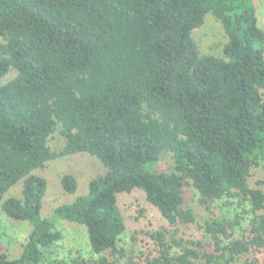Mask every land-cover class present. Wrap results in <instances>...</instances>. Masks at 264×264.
<instances>
[{"label":"trees","instance_id":"1","mask_svg":"<svg viewBox=\"0 0 264 264\" xmlns=\"http://www.w3.org/2000/svg\"><path fill=\"white\" fill-rule=\"evenodd\" d=\"M207 15L227 39L220 57L200 55L191 36ZM80 153L105 172L42 218L47 183L33 172ZM166 154L169 172H156ZM18 184L20 197L4 199ZM60 184L78 188L70 174ZM184 186L208 212L221 204L232 215L204 222L213 253L152 234L147 264L264 253V31L253 0H0V211L30 227L18 257L0 246V264H66L53 256L59 221L85 228L92 264H116L107 255L122 256L118 197L142 193L176 228L195 221Z\"/></svg>","mask_w":264,"mask_h":264},{"label":"rangeland","instance_id":"2","mask_svg":"<svg viewBox=\"0 0 264 264\" xmlns=\"http://www.w3.org/2000/svg\"><path fill=\"white\" fill-rule=\"evenodd\" d=\"M256 17L259 27L264 31V0H253ZM193 41L197 44L200 55H210L220 57L222 49L227 39L221 25L210 15L205 17L202 27L196 29L191 34ZM14 73H10L2 81L10 79ZM50 147L58 151L62 147L59 137H54L49 143ZM172 161L169 155L162 156L157 164L156 172H169ZM104 168L100 162L86 153L59 158L51 161L42 170H36L33 174L42 177L47 183L45 196L42 199V218H52L56 207L72 202L76 197L87 193L88 182L104 173ZM73 175L78 183L76 193L67 194L62 189L60 180L66 175ZM263 179L262 172L257 168L253 169L252 177L249 179L250 185H255L257 181ZM21 185L18 184L11 189L7 197H20ZM184 208H189L195 215L192 224L178 225L170 227L168 223L159 215L156 209L148 205L142 193L134 192L118 197V208L125 220L126 231L121 237L119 246L122 248L121 257H111L116 264H147V260L156 255V246L151 235L164 231L167 240H170L175 232L176 239L199 242L201 247L206 248L209 253H213L214 247L208 236L202 229L204 222L210 218L231 217L229 212L218 204L210 207L209 212L198 205V198L195 191L189 187H183ZM55 228L62 234V239L56 244L53 256L66 264H92L96 256L90 253L86 230L83 226L59 221ZM29 225L26 222L12 221L6 218L0 211V246L11 258L18 257L22 244L25 242ZM244 231L248 228L243 225ZM207 244H211L207 246ZM197 249V247H196ZM234 264H264V253L250 249L245 255L236 259Z\"/></svg>","mask_w":264,"mask_h":264}]
</instances>
